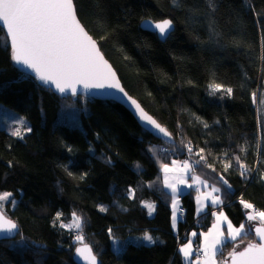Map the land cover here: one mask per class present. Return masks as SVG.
<instances>
[{"label":"trees","instance_id":"16d2710c","mask_svg":"<svg viewBox=\"0 0 264 264\" xmlns=\"http://www.w3.org/2000/svg\"><path fill=\"white\" fill-rule=\"evenodd\" d=\"M74 3L124 88L175 142L152 136L115 101L61 97L39 84L14 63L0 27V107L26 117L32 129L23 139L0 129V192L15 198L3 211L19 226L15 238L0 240V264H80L76 248L83 245L60 226L73 212L82 218L84 243L98 264H185L181 245L193 230L200 243L213 224L214 207L197 215L198 192L184 194L175 232L163 165L190 163L220 189L222 210L236 226L252 212L241 199L264 211V0ZM165 19L175 29L164 41L141 28L145 20ZM210 84L232 93L210 95ZM189 142L192 152L185 147ZM200 149L205 160L195 154ZM236 156L249 169L244 176ZM146 201L156 204L153 217ZM145 233L156 242L114 250L112 236L124 245ZM252 238L225 246L219 264L236 243Z\"/></svg>","mask_w":264,"mask_h":264},{"label":"snow or ice","instance_id":"6c2138e0","mask_svg":"<svg viewBox=\"0 0 264 264\" xmlns=\"http://www.w3.org/2000/svg\"><path fill=\"white\" fill-rule=\"evenodd\" d=\"M0 21L6 25L7 32L10 34L12 58L15 63L31 69L44 85L54 86L61 93L70 91L72 95L77 94V85H82L87 90L115 89L117 92L123 93L124 97H127L141 120L146 121L165 136L170 135L165 128L161 127L151 116H148L135 100L128 97L124 88L119 85L115 73L104 59L96 42L88 35L77 18V8L74 0H0ZM145 23L158 30V34L162 38L169 35L173 27V22L169 19L160 22L146 21ZM101 38L103 39V37ZM209 88L211 89L210 95H214L217 91H223L227 95L232 93L231 88L225 89L219 84H210ZM220 98L223 99V96ZM253 98H255V93H253ZM17 123H20V121H17ZM204 126L208 127L207 124ZM26 131L31 132L32 129L29 127ZM12 134L23 139L19 129L14 130ZM185 147L189 152H192L190 142ZM203 152L204 149H200L199 152L195 153L200 156V160H205V157L201 155ZM235 160L244 169L240 173L241 176H244L249 169L240 161L239 156H236ZM208 167H211V165H208ZM228 167H231L230 162L225 165V169ZM183 168L191 171L187 162L183 164ZM163 169L165 173L170 171L168 165H163ZM69 174L71 175V173ZM194 179L199 181V177ZM223 182L224 184L228 183L226 180ZM164 183L175 196L178 192L175 184L168 183L167 177H165ZM188 186L191 187V185ZM228 187L230 188L231 185H228ZM212 191L219 192L220 189L213 187ZM128 196L134 198L135 190L129 188ZM211 200L213 204L222 203L219 197H212ZM5 203L15 205V198L11 192H0V233L12 234L18 231L17 224L8 218L3 211ZM240 203L245 209H253V205L243 199ZM145 207L149 209V214L155 210L152 204L145 203ZM100 211H106V208L100 206ZM56 215L59 219L62 213L58 212ZM72 217V223L78 230L75 239L83 245L76 248L78 257L86 260L88 264H97V257L93 254L92 247L84 243V235L81 230L82 218L75 212L72 213ZM219 219L220 217H218ZM223 219L227 220V217H223ZM247 219L249 221L258 219L260 221L259 226L249 228L248 231H254L259 236L261 243L248 244L240 252L233 251L230 254L233 258V264H264V211L256 212L253 210L247 215ZM173 220H175V216H173ZM60 226L65 227L63 223ZM111 232L112 230L109 229L110 234ZM227 232L228 239H220L223 232L213 239L209 246L211 257L214 258L217 251L222 253L223 248L229 245V241H236L241 233H245V228L243 224L239 228H235L231 221H228ZM111 238L114 244L117 243L114 236ZM142 239L148 244L156 242L148 233H145ZM238 246L237 244L236 247ZM188 248H190V245L180 248L186 258H190L191 255ZM203 255L205 264H208L210 256L207 249ZM197 264H199V261H197Z\"/></svg>","mask_w":264,"mask_h":264},{"label":"water","instance_id":"95a60500","mask_svg":"<svg viewBox=\"0 0 264 264\" xmlns=\"http://www.w3.org/2000/svg\"><path fill=\"white\" fill-rule=\"evenodd\" d=\"M77 18H78V15H77ZM79 21H80V19H79ZM146 21H151V20H145V21H143L141 23V28L143 30H145V31H149L151 33L156 34L159 37V39H161L162 41L166 40L168 38V36L175 29V26L173 24V27L170 30V34L167 35L166 37L162 38L158 34V30H155L154 28L150 27L148 24L145 23ZM158 22H160V21H158ZM80 23H81V21H80ZM81 25L84 27V25L82 23H81ZM0 27L6 32V34L8 36V39H9V44H10V47H11V37H10V34L7 32L6 25H4L2 21H0ZM84 29L88 33V35L91 36V34L86 30L85 27H84ZM92 39L96 42L97 46L100 49V46H99L98 42L93 37H92ZM11 50H12V48H11ZM100 51H101V54L103 55L104 59L111 66L112 71L115 73L116 79L119 81V85L124 88L123 83H122V81H121V79H120L117 71L115 70V68L113 67V65L107 60V58L105 57V55L103 54V52H102L101 49H100ZM12 55H13V51H12ZM14 63H15V61H14ZM16 65L19 66L28 75H30L34 79H36L39 84L43 85L47 89L52 90L55 94H57V95H59L61 97H75V98H77L79 96H82V97L93 98V99H98V100L115 101V102L119 103L120 105H122L123 107H125L134 116V118L142 126V128L145 129L147 132H149L152 136H154L157 139H160V140H162V141H164V142H166L168 144H174V142H175L174 137L172 136V134L167 129L166 130L170 133L169 136H165L163 133L159 132L158 129H155L152 125L148 124L146 121L141 120L138 112L135 110L134 106L131 105L130 101L127 100V97H124L123 96V93H119L115 89L103 88V89H91V90H87V89H84L82 85H77V94L76 95H72L70 91L65 92V93H61V92H59V90L55 89L54 86H51L50 87L48 85H44L41 81H39V79L37 78L36 74L31 69L27 68L24 65H19V64H16ZM124 91L127 93L128 97H131L133 100L136 101L137 104L140 105V107L144 110L145 113H147L148 116H151L152 119H154L161 127H163L151 114H149L145 110V108L141 105V103L137 99H135L134 97H132L127 92V90L125 88H124ZM163 128H165V127H163ZM246 218H247V216H246ZM250 223H251V226L252 227L259 226V224H260L257 220L250 221ZM17 229H18V231L17 232H14L12 234L0 233V240L13 239V238H15L17 236L18 232H19V226L18 225H17ZM251 234H253V240H250L249 242H247L241 249L236 250V252L242 251L248 244H253V243L259 244V243H261L259 236H257L254 231H252ZM76 260L80 264H88V262L86 260H83L82 258L78 257L77 253H76ZM97 264H98V260H97ZM225 264H233V258H232L231 255L228 257L227 260H225Z\"/></svg>","mask_w":264,"mask_h":264},{"label":"crops","instance_id":"0c3cea01","mask_svg":"<svg viewBox=\"0 0 264 264\" xmlns=\"http://www.w3.org/2000/svg\"><path fill=\"white\" fill-rule=\"evenodd\" d=\"M188 164L190 165L191 171H189L188 169H184L182 163H176V164H173L171 166H168V167H170L169 168L170 171H168L167 173H165V171H164V173H163V179L165 180V177H167L168 183L175 184L176 188L178 189V192L175 194V196H173V194L171 192V189H169V188H167L165 186V189L173 197L171 207H172V211H173V216H175V220H173V229H174L175 232L178 231L179 221L183 218L184 210H183V207H182V204H181V197L184 194L189 193L191 191H197L198 192L199 198L196 201V213H197V215H202V214L207 213L205 208H202L203 205L199 201L200 197H201L200 193H202V194L203 193L204 194L205 193L206 194L209 193V194H211L214 197H219L220 200L222 201V203L216 204V206H214V207L220 206L221 204L223 205V202H224V199H223V197L221 195V191H219V192H213L212 191L213 187H215V188H218V187L213 186L209 181H207V180L201 178L200 176H198L194 172L193 166L190 163H188ZM195 177H199V181L194 179ZM182 183H184L186 186L185 187H181L180 184H182ZM164 185H165V183H164ZM188 185H191V187H189ZM249 213L250 212H248V214ZM245 228H247V227H245ZM207 232L201 234L200 243H196L195 242L196 237L198 235V232H197V235H196V232H195V235L191 234L192 231L190 232L189 238H190L191 244H192V245L188 244V245H190V248H188V251L191 254L190 258H186L184 256V253L179 250L180 254H181V257L183 259V262L185 264H197V261L193 262V260H192V259H196V258L201 259L199 261V264H205L204 255L203 254H204L206 249L208 250L209 256H210L208 264H213V261H214V264H219L218 255H219L220 252L214 258L211 257V255H210L211 249H210L209 246L211 245V241H210V239H209V237L207 235L208 234ZM248 234L249 233H247V234L244 233V234L240 235L236 239V241H229V243L237 242L242 237H244V236L247 237ZM185 246H183V247H185ZM180 248H182V246Z\"/></svg>","mask_w":264,"mask_h":264},{"label":"rangeland","instance_id":"374dc122","mask_svg":"<svg viewBox=\"0 0 264 264\" xmlns=\"http://www.w3.org/2000/svg\"><path fill=\"white\" fill-rule=\"evenodd\" d=\"M256 100L257 99H255V101ZM17 121H20V123H17ZM29 125L30 124H29L28 119L26 117H24V116H21L18 112L14 111V110H12L10 108L4 107V106L0 107V129H5V130H7L10 133H13L14 130L19 129L21 131V133H22V136L24 137L25 134L29 133V132L26 131V129L30 127ZM16 137H18V136H16ZM18 138H20V137H18ZM180 186L181 187H185L186 185L184 183H182V184H180ZM200 194H201V197H200L199 201H200V203H202V205H203L202 208H205L206 212H208L211 209V207L216 206V204H213L212 200H211V198L214 197V196H212L209 193L208 194L200 193ZM196 198L197 199L199 198V194L197 195ZM197 199H196V201H197ZM145 203L154 205L155 210L152 211L151 214H149V209L146 207L147 211H148V215L150 217H153L155 215V213H156V204L154 202H152V201H146V202H144V206H145ZM224 204H225V202H223V205ZM223 205L221 204L220 206L214 207V209L212 211L213 224H212L210 230L207 232L208 233L207 235H208L211 243H212L213 239L215 237L219 236V234L221 232H223V236H221L220 239L221 240L228 239L227 227H228V221H231V219L229 218L227 213L224 210H222V206ZM253 210H255L256 212H259L255 208L251 209V211H253ZM218 217H220L219 220H218ZM223 217H227V220L223 219ZM72 220H70L69 222L63 223V224L65 225L64 228L66 230L74 231L75 232L74 236H76V234H78V230L74 227V225L72 223ZM246 221H248V220H246ZM258 222L260 223L259 220H258ZM231 223H232L233 227L239 228V226H236L232 221H231ZM243 225H244V228L247 227V228H245V233L247 232V233L251 234V232L248 231L249 228H252L250 221H248L247 223H245ZM194 231L196 232V235H197V231L196 230H193L191 234H195ZM242 234H244V233H241V235ZM142 237L143 236L130 237V238H128L127 242L124 243V245L121 243V241L117 240V243L114 244V242H113V248H114L115 251H117V249H119L118 252H120V251H122L124 249L125 245L128 244V243H133V244H136V245H142V244L151 245V244H148L146 241H144L142 239ZM250 240H253V238L252 239H245L243 241H240V242L236 243V245L238 244L239 246L236 247V245H235L233 251L241 249ZM188 244H191L190 238H188L185 241V243H183L181 246L183 247V246L188 245ZM217 247L219 248V245ZM219 252L220 251H217L216 255ZM216 255H215V257H216ZM192 260H193V262H195V261H200L201 259L196 258V259H192Z\"/></svg>","mask_w":264,"mask_h":264}]
</instances>
